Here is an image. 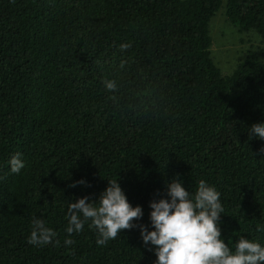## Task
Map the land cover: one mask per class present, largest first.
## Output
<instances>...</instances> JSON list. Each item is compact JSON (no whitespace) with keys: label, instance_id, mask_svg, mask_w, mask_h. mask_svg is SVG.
<instances>
[{"label":"trees","instance_id":"16d2710c","mask_svg":"<svg viewBox=\"0 0 264 264\" xmlns=\"http://www.w3.org/2000/svg\"><path fill=\"white\" fill-rule=\"evenodd\" d=\"M221 7L264 40V0H0V264H156L140 226L155 230L149 205L177 178L220 192L232 253L242 237L264 247V140L249 139L264 124V60L220 72L209 25ZM110 180L143 218L104 246L91 220L69 235L70 203L98 201ZM33 217L53 244L28 243Z\"/></svg>","mask_w":264,"mask_h":264},{"label":"clouds","instance_id":"9594fccd","mask_svg":"<svg viewBox=\"0 0 264 264\" xmlns=\"http://www.w3.org/2000/svg\"><path fill=\"white\" fill-rule=\"evenodd\" d=\"M130 43L121 44L120 51L131 48ZM125 61L120 67L123 68ZM109 92L118 90L115 80L107 77L103 80ZM114 99V96L111 97ZM249 139L264 140V124L252 125ZM264 151V149H262ZM11 172L19 174L25 163L20 154L14 155L9 161ZM78 181L70 187L85 184ZM167 197L152 201L150 208L151 226H140L141 237L145 245L155 246L156 264H264V247L259 243L240 238L236 251L221 239L222 233L218 226L224 208L220 202L221 194L205 180L198 182L194 193L187 191L177 178L166 185ZM89 197L70 203L68 207L69 224L66 232L71 235L83 230L85 223L91 220L89 227L97 230L96 244L104 246L110 240H116L122 230H131L137 225L133 221L143 218L141 206L129 203L119 181L110 180L107 189L101 193L98 201L89 202ZM57 233L46 227V222L33 217L32 231L28 243L34 246L53 244ZM58 243V241H56ZM74 241L65 238V244Z\"/></svg>","mask_w":264,"mask_h":264},{"label":"rangeland","instance_id":"374dc122","mask_svg":"<svg viewBox=\"0 0 264 264\" xmlns=\"http://www.w3.org/2000/svg\"><path fill=\"white\" fill-rule=\"evenodd\" d=\"M209 29L210 55L223 75L230 74L250 53L264 60V40L254 31H244L233 24L223 7L211 18Z\"/></svg>","mask_w":264,"mask_h":264}]
</instances>
